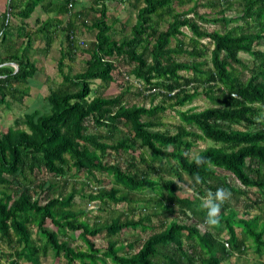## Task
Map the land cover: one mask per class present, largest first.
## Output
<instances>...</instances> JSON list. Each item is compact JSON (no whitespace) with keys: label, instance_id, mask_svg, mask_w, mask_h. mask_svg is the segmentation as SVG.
<instances>
[{"label":"trees","instance_id":"16d2710c","mask_svg":"<svg viewBox=\"0 0 264 264\" xmlns=\"http://www.w3.org/2000/svg\"><path fill=\"white\" fill-rule=\"evenodd\" d=\"M78 1L69 7L68 0V9L74 10ZM107 1L93 0L87 8L95 14L88 25L95 32L93 42L75 37V23L62 27L65 41L57 64L62 83L44 98L48 111L26 113L18 127L0 134V187L13 191L0 196V242L11 250L17 243L26 245L33 260L38 248L32 240L31 224L47 241L38 251L45 255L52 251L58 262L63 256L67 264H102V258L114 264H230L233 255L247 251L264 258V220L240 217L228 200L221 206L220 225H206L201 230L199 224L204 223L206 211L197 200L182 198L178 192V183L184 182L185 176L195 195L223 188L231 197L244 198L248 209L264 205V51L256 49L264 45V0H214L207 7L221 10L202 15L197 2L185 12L174 6L175 2L183 5L195 0H120L137 10L131 36L122 40L114 37L119 21L110 17ZM35 4L31 1L20 17L28 19ZM235 7L236 14L227 15ZM166 18L167 26L161 29L160 22ZM206 24L222 29L209 32ZM52 27L53 23L47 22L39 28L47 51L54 40ZM32 33L23 28L12 41L13 51L0 53V105L9 99L22 103L29 96L31 80L39 72L29 52ZM7 34L4 31L1 40L10 45ZM204 39L209 43L204 44ZM82 48H86L83 52L88 58L83 69L74 73L72 63ZM242 53L252 61L242 59ZM174 54H186L192 61H177ZM121 62L130 67L131 75L151 96L162 97L165 102L151 107L128 106L124 94L106 97L93 88L97 81L100 89L114 83V72ZM6 63L17 68L2 66ZM245 71L250 74L246 81L240 76ZM201 97L210 104L207 108L183 109ZM167 106L178 109L180 123L163 121ZM92 126L105 128L107 135L91 132ZM115 134L124 135L116 138ZM200 141L213 145L191 158V150ZM139 148L148 149L151 158ZM113 154L128 155V166L110 162ZM197 160L206 163L198 165ZM73 169L93 177H113V187L96 188L98 193L89 196L91 200L133 205L144 202L141 196L152 191L159 194L156 207L168 205L162 215L180 211L196 218L197 223L162 221L157 226L154 220L160 215L156 212L143 216L122 213L117 218L91 222L88 213L74 209L76 190L59 192V184L68 185ZM221 171L229 173L234 184ZM40 172H47L49 180L37 184L35 177ZM155 174L157 178H153ZM166 174L176 180L165 179ZM196 176L200 183H196ZM38 191L46 194L45 204ZM48 222L51 229L46 227ZM136 228L152 233L133 252L134 244L126 248L119 237L125 230ZM103 233L108 237L106 249L97 247L93 240ZM77 239L86 249L70 245ZM249 240L251 248L247 247ZM1 256L9 259L12 255ZM32 262L39 264L38 259ZM0 264L6 263L0 259ZM7 264L17 262L8 260Z\"/></svg>","mask_w":264,"mask_h":264},{"label":"rangeland","instance_id":"374dc122","mask_svg":"<svg viewBox=\"0 0 264 264\" xmlns=\"http://www.w3.org/2000/svg\"><path fill=\"white\" fill-rule=\"evenodd\" d=\"M199 4L198 12L202 14H206L209 12H215L218 13L221 8L218 9H212L210 7H207L208 3L214 2V0H195L191 3H186L183 5H179L177 2H175L174 6L176 7V10L179 12H185L191 9L195 3ZM108 8H109V13L110 15H114L112 17L119 18L121 21V25L118 24L116 26V32L114 33V37L117 40H122L125 38H128L131 36V28L132 26L136 23V18H137V10L132 7V5H129L127 3H122L120 0H113V1H108L107 2ZM237 7L233 8L232 10L227 11V15L232 16L235 15L237 12ZM89 18V25L91 24L92 19L94 18V14L89 13L88 15ZM191 17H194V15H191ZM91 20V21H90ZM168 18L162 20L160 22V27L161 29H165L167 26ZM242 21L238 22L237 24H241ZM125 26L126 28H124ZM205 29H207L209 32H212L214 30H221V26L216 25V24H209V25H204ZM188 37H191V32L187 29H184ZM89 36L84 37L86 43H91L95 39V32L89 31ZM91 35V36H90ZM189 39H186V42ZM204 44H208L209 41L207 39L203 40ZM176 42L173 41L172 47H175ZM82 48L81 52H79L78 59L72 63V67L74 69V73L80 72L83 69V65L85 60L88 58V55L83 52ZM256 49H260L264 51V45H260L256 47ZM210 57V53L208 54ZM60 58V54L58 51L55 53H51L49 55H43V54H38L34 56V60L37 61L38 67L41 69L40 70V76H37V79H35L34 82L37 84L30 85L29 88V96L32 97L29 99L28 97L25 98L22 106L17 105L13 100L9 99V104L1 106L0 108V134L5 132L7 129V126H13L14 124H11V115L5 116L7 113L8 107H11L13 105V111L15 112V108L18 106V115L23 116V113H28V112H33L36 109L42 113L47 112V102L45 101V97L49 95L50 90L58 88V86L62 83V77L59 74L57 70V64L58 60ZM173 58L177 61H192V59L186 55V54H174ZM241 58L250 63L252 61V58L245 53L241 54ZM202 61V60H201ZM118 70L114 72L115 76V82L112 83L108 88L106 89H100V82L97 81L93 84V88L96 90H99V93H101L103 96L106 97H115L120 94H124V102L128 106L132 105H142L145 107H151L153 105H158L163 102L162 97H153L150 94V91L146 90L144 88V85L137 80L134 76L131 75V70L130 67L125 65L123 62L119 63L118 65ZM15 67V66H14ZM241 79L243 80H248L250 77L249 72L245 71L240 74ZM41 99V100H39ZM29 101V102H27ZM169 102L166 103L168 105ZM210 104L207 102V100L203 97L196 99L191 105L186 106L183 109H187L189 107H196L199 110L205 109L209 106ZM168 107V106H167ZM180 109V108H179ZM177 108L172 109L168 107L166 112L162 115V119L164 122H166L169 125H176L180 123L179 116L177 115ZM11 112V111H10ZM10 112L8 114H10ZM16 113V112H15ZM18 116V117H19ZM24 128V127H23ZM121 130L127 134V129L122 127ZM91 132L95 133L96 135H101V136H106L107 135V130L105 128H96L95 126L91 127ZM124 134H115L116 138L123 137ZM212 142L206 141L202 142L200 141L196 147H194L191 150L190 156L191 158H194L197 156L199 152L202 150L206 149L209 146H212ZM141 154L146 155L147 157L151 158V152L147 150H143L141 148L138 149ZM110 162H114L118 165H121L123 168H126L130 162V157L128 155H115L113 154L112 157L109 158ZM137 163L143 168L141 162L137 159ZM173 163V162H172ZM157 165V164H156ZM221 173L225 176H227V181L234 184V181L232 177L229 175V173L221 171ZM157 178V174L153 175V178ZM165 179H174L176 178L171 177L170 175L166 174L164 176ZM49 176L47 175V172H40L36 175L35 181L37 184L41 183L42 181H48ZM184 182H179V194L180 197L182 198H193L201 204L200 200V195H195L192 190L191 191H186V188H190L188 184L186 183L188 181L187 177L184 176L183 178ZM51 181V179H50ZM67 181L69 182L68 185L64 183L59 184V192L64 191V192H70L73 190H76L78 192L77 196L74 199V209L76 211H84L88 213V218L87 220L89 221H106L110 220L112 218H117L118 216H121L122 213H127L129 215L137 214L140 216H143L146 214V212H156L158 215H160L155 221V224L159 226V224L164 221L167 223H170L172 221H178V222H184L188 223L190 225H193L196 222V218H188L182 214L181 212H167L166 216L162 215L161 213L166 211L165 207H168L166 205L163 208L156 207L155 203L157 199L159 198L158 193H154L152 191H147L144 194L146 196H141L145 199L144 202H139L136 204H130V203H120L116 204L110 201H107L106 204H102L100 200H91L89 196L91 195H96V192L98 193L97 189H111L114 185V179L111 175L109 174H96V177L90 176L86 174L85 172H77L75 169H73L68 177ZM65 185V186H64ZM184 186V187H180ZM40 195H43L42 193ZM45 197H43V200ZM150 199H154V201H150ZM229 203L233 208L236 210V212L240 215V217H246L247 219L258 216L261 218V220H264V205L261 208H252L248 209L246 207V200L244 198H237V197H231L229 200ZM165 213V212H164ZM248 214V215H247ZM97 218V219H96ZM48 229H51V226L48 222L46 225ZM199 228L201 230H205L202 224H199ZM237 232L239 233V236H242V232L240 229H236ZM152 233L149 229L147 231H143L141 228H136V229H129L125 230L123 234L119 237V241L124 244V247L127 248V245H132L134 244V251H137L142 242L149 237V235ZM36 235V234H35ZM225 236V235H224ZM36 237H38L36 235ZM226 238V237H225ZM38 241L40 240L39 237L37 238ZM97 245V247L106 249L107 247V240L108 237H106V234L103 233L99 235L97 238L93 239ZM120 242V243H121ZM80 241L76 242V240L70 241V244L77 249L78 245H80ZM121 243V244H122ZM252 241L247 242V247L251 248L252 247ZM84 246V245H83ZM6 247V246H5ZM7 248V247H6ZM128 249H126L127 251ZM122 253H125L123 251ZM53 254L50 253L47 257H42L41 263L39 264H67L66 260L60 258L59 262L57 258L53 259ZM104 262H107L108 260L105 258L101 259ZM225 263V262H224ZM227 263V262H226ZM230 264H264V258H260L258 255H256L253 251H247L245 254H235L229 259ZM108 264H112L110 261H108Z\"/></svg>","mask_w":264,"mask_h":264},{"label":"crops","instance_id":"0c3cea01","mask_svg":"<svg viewBox=\"0 0 264 264\" xmlns=\"http://www.w3.org/2000/svg\"><path fill=\"white\" fill-rule=\"evenodd\" d=\"M31 1H35V3H36L35 4L36 6L34 8L33 13L31 14V16L28 19L21 18L20 13H22L26 9L27 5ZM67 1L68 0H0V53H8L9 50L13 51V46L11 47L12 41H14L15 39H18L19 32L22 31L23 28H25L28 32L33 31V33H32L33 42L30 46L31 49L29 52H30V55L32 57L31 58L32 61H34L36 64H37V61L34 60L35 55L43 54V55H49L50 56L51 53H54V52L56 53L57 51L59 54H61V49L64 46V41H65V35L62 32V27H67L68 24H74L75 23V25L77 27V29L75 30L76 31L75 37L77 39L85 41L84 37L89 36L88 32L90 31L88 29L89 18L87 15L91 12L87 11V8H89L91 6V3L93 0H79L77 2V4L75 5L74 10H72V11H70L68 9ZM110 1H113V0H110ZM107 2H106V4H107ZM122 3H127V4L131 5L127 1H124ZM109 15H110V13H109ZM112 16H114V15H112ZM112 16L110 15L112 20L115 19V20L119 21L118 24L121 25L120 19L112 17ZM47 22L53 23V27L50 29V32L51 31L54 32L53 35L51 32V37H53L54 40H53V43L51 45L50 50H48V51H47L48 48L46 46L45 36H43L40 33V29H39L44 23H47ZM6 27L8 29H6ZM8 30H9V32H8ZM4 31H5V34L8 33L6 41H10L11 42L10 45L2 43L1 39L3 37ZM115 32H116V30H115ZM23 46L21 47V49L25 48L24 44H23ZM5 65L10 66V67H14L12 65V63H10V64L6 63L2 66H5ZM40 70L41 69L39 68L38 74L31 80V85L37 84L34 81H35V79H37V76H40ZM28 98L31 99L32 97H28ZM39 100H41V99H39ZM23 102L22 103L15 102V103H17V105H20L23 108V106H22ZM27 102H29V101H27ZM8 104H9V102L7 104H3L1 106L8 105ZM47 107H48V105H47ZM0 109H2V108H0ZM13 109H14L13 105L11 107H8L7 113L5 114V116L11 115V117H10L11 124H14L13 126L12 125L7 126L6 131L11 127L12 128L18 127V124L21 123L24 115L26 114V112L23 113V116L21 117L18 115L19 114L18 113L19 107L17 106L15 108L16 113L13 111ZM35 111H38V110L36 109ZM35 111H33V112H35ZM9 112H10V114H8ZM38 112H40V111H38ZM40 113H42V112H40ZM44 113H46V112H44ZM5 132H3V133H5ZM6 178L8 180H12V178L9 176ZM5 192L13 193V191L11 189H5V188L0 187V196H2ZM38 193L41 194V191H38ZM57 193L58 192L55 191L54 194H57ZM40 197L42 199L41 203L45 204L46 203L45 200L47 198L46 194L40 195ZM43 197H45L44 200H43ZM29 226H30V229L32 232V240H34V242L36 243V247L38 248L36 250V253L34 254V259L32 260V258L29 257L30 250L26 247V245H23V244L21 245V244L17 243L16 248L11 250L9 248V246L0 242V259L4 263L7 264V261L11 260V261H16L17 264H34L32 261L37 260V259L39 260V263H41L42 257H47L50 253H52L54 255L53 259L55 262V259L57 257L55 256V254L52 251H48L46 255L43 254L41 251H38L39 248L42 249V247L45 246V243L47 241L37 226H32L31 224ZM35 234L39 237V239H40L39 241L37 239L38 237H36ZM15 240H16V242H18L17 237ZM79 241L80 240H78V239L76 240V242H79ZM80 242L81 243H80V245H78L77 248L86 249V245L84 244V242H82V241H80ZM120 242H121V240H120ZM2 253H5L6 255H12V256L9 259H7L4 256H1ZM60 258L64 259L63 256H61ZM107 260L110 261L112 264H114L110 259H107ZM108 261L107 262L102 261V264H108Z\"/></svg>","mask_w":264,"mask_h":264},{"label":"clouds","instance_id":"9594fccd","mask_svg":"<svg viewBox=\"0 0 264 264\" xmlns=\"http://www.w3.org/2000/svg\"><path fill=\"white\" fill-rule=\"evenodd\" d=\"M206 163L203 160H197V164ZM196 183H200V177H195ZM184 187V186H180ZM186 191H191L192 189L186 188ZM231 198V192L223 189L218 188L214 193L212 191L206 192V194L202 197H200L201 209L206 211V216L204 219V224L208 227H216L219 226L221 223L220 215H221V206L230 200ZM190 214V213H189Z\"/></svg>","mask_w":264,"mask_h":264},{"label":"built area","instance_id":"2783aa9c","mask_svg":"<svg viewBox=\"0 0 264 264\" xmlns=\"http://www.w3.org/2000/svg\"><path fill=\"white\" fill-rule=\"evenodd\" d=\"M76 1H78V0H71V3H70V5H69V7H73V5H74V3L76 2ZM202 225H203V227L205 228V224L204 223H202Z\"/></svg>","mask_w":264,"mask_h":264},{"label":"water","instance_id":"95a60500","mask_svg":"<svg viewBox=\"0 0 264 264\" xmlns=\"http://www.w3.org/2000/svg\"><path fill=\"white\" fill-rule=\"evenodd\" d=\"M12 65H14L17 68V66L15 64H12Z\"/></svg>","mask_w":264,"mask_h":264}]
</instances>
